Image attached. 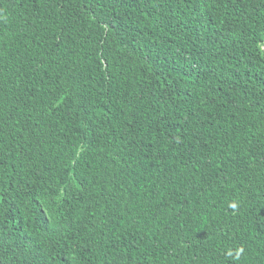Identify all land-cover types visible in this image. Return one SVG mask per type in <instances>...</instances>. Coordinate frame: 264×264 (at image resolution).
<instances>
[{
    "label": "trees",
    "instance_id": "1",
    "mask_svg": "<svg viewBox=\"0 0 264 264\" xmlns=\"http://www.w3.org/2000/svg\"><path fill=\"white\" fill-rule=\"evenodd\" d=\"M264 0H0V264H264Z\"/></svg>",
    "mask_w": 264,
    "mask_h": 264
},
{
    "label": "rangeland",
    "instance_id": "2",
    "mask_svg": "<svg viewBox=\"0 0 264 264\" xmlns=\"http://www.w3.org/2000/svg\"><path fill=\"white\" fill-rule=\"evenodd\" d=\"M262 49L264 50V46L262 47Z\"/></svg>",
    "mask_w": 264,
    "mask_h": 264
}]
</instances>
